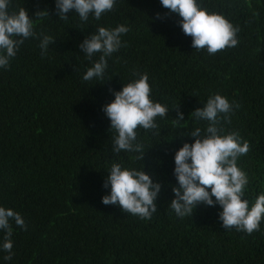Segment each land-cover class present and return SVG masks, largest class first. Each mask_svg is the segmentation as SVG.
<instances>
[{
    "label": "trees",
    "instance_id": "obj_1",
    "mask_svg": "<svg viewBox=\"0 0 264 264\" xmlns=\"http://www.w3.org/2000/svg\"><path fill=\"white\" fill-rule=\"evenodd\" d=\"M197 3L238 29L235 47L214 55L195 50L181 18L160 0H116L113 11L87 21L74 10L60 20L56 0H10V13L24 7L37 36L55 43L42 56L40 39L28 38L10 66L0 68V207L27 224L25 231L10 221L11 260L4 259L0 230V264H264V219L249 235L221 226L219 204H200L183 218L170 207L178 186L175 153L195 142L186 133L199 127L203 134L208 124L190 114L215 94L233 105L220 134L238 132L250 145L237 161L249 181L242 198L251 207L264 194V0ZM42 9L50 16L36 18ZM120 25L129 31L107 58L104 78L83 81L101 54L90 61L79 45L98 27ZM133 73H146L151 99L169 109L157 117L160 134L137 130L143 160L136 152H113L115 132L102 110L114 91L139 78ZM178 112L185 119L179 125ZM114 163L144 169L162 184L150 219L102 203Z\"/></svg>",
    "mask_w": 264,
    "mask_h": 264
},
{
    "label": "clouds",
    "instance_id": "obj_2",
    "mask_svg": "<svg viewBox=\"0 0 264 264\" xmlns=\"http://www.w3.org/2000/svg\"><path fill=\"white\" fill-rule=\"evenodd\" d=\"M163 8L177 14L178 21L186 36L192 38V47L199 51L206 49L209 54H216L228 47L238 44L236 29L224 16L209 13L200 7L197 0H160ZM116 0H56V14L60 20H68L69 13L74 10L81 21H87L92 15L96 20L102 14L114 10ZM10 0H0V68H8L10 60L17 55L19 48L28 38L40 39L41 55L47 54L49 45L55 40L43 33L37 36L34 31L33 18L21 7L18 12H9ZM34 16L43 18L50 16L47 9L38 10ZM157 18H162L157 13ZM129 31L124 25L114 29L98 27V31L86 36L79 45L86 58L100 53L99 59L93 61L83 75V81L102 80L108 67L107 58L122 47V35ZM138 79L124 84L122 90L114 91L115 99L103 106V111L110 120V129L114 130L113 152H136L138 159L144 158L143 145L137 143V130L154 131L160 134L157 117L168 116L167 106L151 99V86L146 73L139 74ZM110 91H113L110 89ZM238 107V105H237ZM178 108V106L176 107ZM233 105L220 95L210 96L202 108L194 110L190 115L198 120L207 121L203 131L197 127L186 133L195 138L194 143H185L175 153L174 175L178 186H172L174 199L170 207L178 217L193 214L200 205L215 206L219 204L222 211L219 219L224 229L233 227L251 235L260 228L264 219V194L256 198L249 207V201L243 199L245 188L249 183L247 174L238 166V158L250 150L247 141L241 142L238 132L221 135L222 122H230ZM183 112H178L175 123L184 121ZM105 179L104 187H110V194L102 198L104 205H118L122 212L130 213L141 219H150L157 212V199L162 184L154 182L144 169L123 168L114 163ZM215 197V200L213 199ZM10 221L27 231V224L21 214L11 208L0 207V230H3L2 248L8 253L5 260H11L14 253L13 228Z\"/></svg>",
    "mask_w": 264,
    "mask_h": 264
}]
</instances>
